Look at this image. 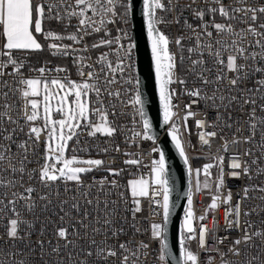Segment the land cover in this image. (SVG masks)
<instances>
[{
  "label": "snow or ice",
  "instance_id": "snow-or-ice-1",
  "mask_svg": "<svg viewBox=\"0 0 264 264\" xmlns=\"http://www.w3.org/2000/svg\"><path fill=\"white\" fill-rule=\"evenodd\" d=\"M185 10L193 22L184 17ZM139 12L150 53L149 78L164 122L176 115L173 109L178 105L173 101L180 95L189 98L184 105L185 122L195 115L193 105L201 102L215 109L216 120L225 128L242 121L247 134L241 139L233 133L230 142L222 136V148L227 151L229 143L241 142L255 147L243 152L248 159L233 157L230 175L249 180L253 175L257 179L264 176V0H190L185 4L180 0H142ZM136 15L137 0H0V220L6 221L0 233V253L10 257L8 264H28L25 254L35 256V264H140L150 244L135 240L137 234H147L158 242V259L167 264L171 189L163 150L159 146L151 149L159 153V159L152 160L150 180L140 177L127 182L130 196L117 179L124 169L113 167L115 160L75 154L93 148L104 156L110 151L122 152L119 144L81 145L79 140L82 133L115 138L122 128L116 118L126 114L117 110L118 105L131 106L132 122L142 129L133 130L127 142L156 139L138 62ZM53 24L62 31L53 29ZM171 26L176 27L175 35L165 30ZM37 34L48 43L42 44ZM45 46L54 57H71L80 79H71L69 69L62 66L29 68L37 75L25 76L28 54L43 51ZM100 49L106 51H99L93 60L89 52ZM53 72L64 75L53 77ZM12 96L23 101L22 109L9 103ZM234 113L240 120H234ZM196 123L204 127V121ZM178 131L173 123L170 135L188 164ZM216 136L217 132L206 131L200 140L210 145ZM69 142L76 146L70 148ZM69 151L73 153L70 156ZM122 154L129 157L123 160L125 165L142 163L138 155L130 158L133 153ZM31 157H36L37 167H29ZM215 159L223 162L222 156ZM212 167L211 163L203 165L205 176L211 175ZM101 169L105 175L85 180V174ZM195 171L200 174V169ZM209 186L205 181L204 187ZM224 186L221 167L208 210L217 209L220 203L229 205L225 231L238 234L223 253L219 247L215 249L220 264H233L227 259L229 254L242 258L249 250L254 254L243 264H264V182L245 185L234 204L231 190L221 195ZM252 192L259 195L253 197ZM161 194L162 201L154 199ZM145 198L161 210L152 212L161 219L142 230L138 214ZM253 199L259 202L246 207L245 201ZM188 205L179 238L181 261L201 264L199 252L188 248L186 242L198 240L199 249L206 250L209 229L201 224L197 236L191 192ZM37 209L47 214L46 223L39 228ZM26 214L33 219H26ZM253 216L262 218L257 223ZM47 225H52L51 231ZM228 239L218 237L215 242L222 246ZM0 264L6 261L0 259Z\"/></svg>",
  "mask_w": 264,
  "mask_h": 264
},
{
  "label": "built area",
  "instance_id": "built-area-1",
  "mask_svg": "<svg viewBox=\"0 0 264 264\" xmlns=\"http://www.w3.org/2000/svg\"><path fill=\"white\" fill-rule=\"evenodd\" d=\"M190 2V0H180V3L185 4ZM227 3H231L232 0H226ZM175 14V13H173ZM183 15L186 19L189 20V22H193L192 18L190 17V14L188 11H184ZM207 19V17H206ZM75 23V20L73 21ZM73 29H70L72 31ZM168 32H171L173 35L176 33V27H166L165 29ZM64 43H71V41L65 40ZM91 43V41H89ZM99 51H106V49H100L98 51H90L89 55L92 56L93 60L95 57L99 54ZM62 60V63H58L51 60H46L41 62L38 66H27V68L24 70L25 76H36L37 73L35 72H29V68H39L41 66H47L48 68H53L55 66H62L67 67L69 69L68 75L71 79L79 80V76L77 75L75 65L72 63L71 57H58ZM2 59V58H0ZM51 76L55 77L57 75L63 76L64 74H56L51 73ZM10 79V78H9ZM179 90V89H178ZM189 102V98L183 95H180L178 99H174L173 103L177 104L178 107L174 108L173 111L176 113L175 116H173L172 120L169 121L167 128L171 130L172 124L175 123L178 128V135L181 139V142L184 146L185 153L188 156V164L189 167L192 168V172L190 173V188L189 192H191L192 196V211L194 213V219H193V226L197 228V236H198V230L199 226L201 224H206L209 229V244L207 245L206 250H200L198 247V240H191L186 242V246L193 250L194 252H199L200 261L201 264H220V255H217L215 252V249L217 247L220 248L221 253H223L226 248L229 245V241L231 238L235 237L238 233L235 231H225L226 228V210L229 207V205H225L223 203L219 204V207L214 210H208V206L211 203L212 197L216 195V177L219 174L220 168H223V171L225 173V186L220 190L221 195H226V193L231 190L233 193V204L239 199V193L240 190L245 185H251L259 182H264V176L259 177L257 179L255 175H253V179L249 180L246 176H241L240 178H234L231 177L230 173L232 169L230 168V164L232 162V159L236 155H240V158L248 159L247 157L243 156V152L245 149L249 147H255L254 145H249L241 142L239 145H234L229 143V147L227 151H224L222 148L223 140L221 137L223 136L229 142L233 138V133L236 134V136L242 137L246 135V131H244L242 127V121L240 124H233L232 128H225L223 123L216 120V111L215 109L208 107L203 102L197 105H193L191 111L195 114L192 117H189L187 122L184 121L183 117L186 114V109L184 108V105ZM9 103H13L15 108L22 109L23 108V101L19 99L17 96H12L9 100ZM118 111L125 112V115L118 116L116 118V123L118 125H121V132L117 134L115 138H106L103 136H98L96 138L87 137L85 134H81L79 136V140L81 145H84L85 143L91 144V145H100L103 146L106 142L110 147H114L115 144H119L122 152L116 153L114 151H110L106 156L101 155L97 152L96 148H93L90 152H77L75 153L78 156L82 157H92V158H103V159H112L115 160V164L113 167L116 168H123L124 172L118 177L120 184L125 186L124 189L126 191V194L130 196V192H127V182L131 179H138L140 177H143L145 179H151V167H152V160L153 159H159V153L152 152L151 149L153 147L158 146V140L152 141V140H142L137 139L135 144H131L126 141V137L131 135V132L134 131H142L139 124H133V114L134 109L131 106L124 107L123 105H118L117 108ZM259 114V113H258ZM112 117H110L111 119ZM138 120V118H137ZM234 120H240L239 114L234 113ZM197 121H204V127L200 128L197 126ZM21 124L24 123L23 120L20 121ZM229 123H232V121H229ZM241 128L240 132H236V128ZM27 131V129H25ZM206 131H215L217 132V136L215 138L211 139L210 145H204L202 141L200 140V134L202 132ZM23 138V137H21ZM42 140L44 137L42 136ZM70 148L75 147L74 142H69ZM123 152H131L133 153L132 157L130 158H136L137 155L140 157L142 163L137 166H129L125 165L123 163L124 159H127L129 157L124 156ZM257 154L258 149L256 150ZM73 153L69 151L68 155H72ZM222 156L223 162H218L215 157ZM33 159V163L29 165L30 168L37 167L36 164V157H31ZM211 163L213 164V167L210 169L211 175L205 176L203 172V165ZM196 169H200V174H196ZM106 173L101 169L98 171H93L91 173L85 174L84 178L85 180L91 179V177L95 176L97 178H100L101 176L105 175ZM207 181L209 183V187L205 188L204 183ZM197 182H199V191H197ZM162 192V190H161ZM71 195V193H69ZM189 195V193H188ZM251 195L253 197H256L259 195L257 192H252ZM154 199H160L162 201V194L158 197H154ZM259 201L253 199L250 201H245V206H252ZM188 198H187V204L186 209L188 210ZM142 212L138 214V219L140 223L138 226L143 230L147 229L149 227V224L155 220L156 222H159L161 217L160 216H153L152 212L155 211H161L159 208H157L154 204L151 203L150 199L145 198L142 200ZM36 215L39 216V220L36 221V227L39 228L40 224L46 223L45 217L47 214H41L40 210L37 209ZM204 216L205 219L201 221L199 217ZM26 219L32 220L33 217L31 215H25ZM262 217L259 216H253L252 220L254 222H259V220ZM227 219H233V217H227ZM6 223L5 220H0V233L3 232L4 224ZM47 228L49 231L52 230V225H47ZM38 235V233H37ZM223 238V237H229L228 240H225L224 245L220 246L217 245L216 238ZM33 239L35 240L36 237L34 236ZM135 240L140 241L144 240L150 244V248L147 250L146 255L140 257V264H162V262L159 261V245L158 242L151 240V238L147 234H137L135 236ZM0 247H3L0 245ZM254 253L249 250V252L245 253L244 256L241 257H233L231 254L228 255L227 259L233 261V264H237V262H240V264H243V261H246L251 255ZM0 259H4L6 261V264H8V261L10 257H5L2 253H0ZM17 261L21 259L19 255L15 257ZM28 264H35V256H31L28 254H25L23 257ZM47 259V257H45ZM55 259V257H53ZM167 260V259H166ZM168 264V261H167Z\"/></svg>",
  "mask_w": 264,
  "mask_h": 264
},
{
  "label": "water",
  "instance_id": "water-1",
  "mask_svg": "<svg viewBox=\"0 0 264 264\" xmlns=\"http://www.w3.org/2000/svg\"><path fill=\"white\" fill-rule=\"evenodd\" d=\"M142 8V0H137V15L133 21L135 31L140 43L138 62L141 72V78L145 81V96L147 98V110L149 118L152 121V134L158 140V146L165 154L167 175L170 185V206L171 215L167 225L168 254L166 259L168 264H182L180 254V234L181 225L187 210V198L190 188L189 164H185L184 158L170 135V129L167 128L163 120V110L159 104L158 96L154 94L152 81L150 80V53L146 46L145 38L141 31V15L139 10Z\"/></svg>",
  "mask_w": 264,
  "mask_h": 264
},
{
  "label": "trees",
  "instance_id": "trees-1",
  "mask_svg": "<svg viewBox=\"0 0 264 264\" xmlns=\"http://www.w3.org/2000/svg\"><path fill=\"white\" fill-rule=\"evenodd\" d=\"M51 27L53 29H55L56 31H62V29L59 28V26L53 24L51 25ZM37 38L38 40H40V42L42 44H47L48 41H45L43 36L37 34ZM2 37H0V42L2 41ZM17 55H21L22 53H16ZM46 60H51V61H55L58 63H62V60L59 59L58 57H54L52 55H50L49 50L47 49V47L45 46V49L43 51H39V52H32L28 54V61H27V65L28 66H38L41 62L46 61Z\"/></svg>",
  "mask_w": 264,
  "mask_h": 264
},
{
  "label": "rangeland",
  "instance_id": "rangeland-1",
  "mask_svg": "<svg viewBox=\"0 0 264 264\" xmlns=\"http://www.w3.org/2000/svg\"><path fill=\"white\" fill-rule=\"evenodd\" d=\"M55 118L58 119V118H60V117H59V115L57 114V115L55 116ZM83 158H88V157H83Z\"/></svg>",
  "mask_w": 264,
  "mask_h": 264
},
{
  "label": "crops",
  "instance_id": "crops-1",
  "mask_svg": "<svg viewBox=\"0 0 264 264\" xmlns=\"http://www.w3.org/2000/svg\"><path fill=\"white\" fill-rule=\"evenodd\" d=\"M2 41H3V39H2ZM2 41L0 43H2Z\"/></svg>",
  "mask_w": 264,
  "mask_h": 264
}]
</instances>
